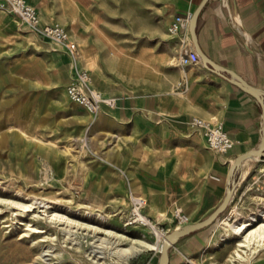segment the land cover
Instances as JSON below:
<instances>
[{
	"label": "crops",
	"instance_id": "obj_1",
	"mask_svg": "<svg viewBox=\"0 0 264 264\" xmlns=\"http://www.w3.org/2000/svg\"><path fill=\"white\" fill-rule=\"evenodd\" d=\"M26 1L42 14L44 24L57 21L67 28L86 51L78 65L92 72L91 85L116 98L112 108L87 118L88 111L70 100L83 111L77 121L87 144L104 160L98 167L106 175L105 189L118 192L120 199L121 186L144 192V213L169 229L175 226L169 218L175 207L188 215L187 223L209 214L225 194L230 162L264 137V115L248 92L200 58L187 65L176 62L180 38L167 33V24L200 0H157L153 7L135 0L131 18L120 7L111 17L107 8L93 7L90 0ZM14 16L0 10V58L8 60L0 72L5 71L13 88L43 90L56 81L67 96L70 71L61 84L55 65L60 56L53 50L63 47L17 28ZM196 34L206 56L239 73L264 96V0H208ZM35 63L41 64L46 80ZM182 78L186 84L179 88ZM106 82L113 92L105 91ZM192 116L221 121L232 147L223 153L207 148L202 134L189 127ZM249 191L264 192V158L241 162L226 207L211 223L179 237L168 249V264L228 263L235 236L222 239L228 229L224 221H230L231 211L247 207ZM147 249L145 264H160L158 250ZM250 264H264L263 253Z\"/></svg>",
	"mask_w": 264,
	"mask_h": 264
},
{
	"label": "rangeland",
	"instance_id": "obj_2",
	"mask_svg": "<svg viewBox=\"0 0 264 264\" xmlns=\"http://www.w3.org/2000/svg\"><path fill=\"white\" fill-rule=\"evenodd\" d=\"M134 1L90 0L93 7L107 8L111 17L117 16L118 7L123 8L128 18L134 12ZM141 1L149 7L157 2ZM0 10L13 14L4 0H0ZM39 17L43 23L42 14ZM13 20H17V28L30 29L17 16ZM53 49L60 56L55 65L63 84L72 59L65 49ZM81 55L86 51L78 45V64ZM7 64V58L1 57L0 69ZM35 65L46 80L41 64ZM10 83L5 71L0 72V264H145L149 246L138 241L144 238L138 229L124 224L128 193L135 194V190L121 186L120 199L118 192L105 189L106 175L98 167L104 160L95 157L77 121L83 111L76 108L81 107L74 108L56 81L47 83L43 90L25 85L13 88ZM105 91L113 92L108 82ZM86 115L92 116L89 112ZM124 178L129 185V177L124 174ZM247 194V207L231 211L229 222L264 208V192ZM143 229L145 239L154 241ZM239 238L236 235L230 241L228 263L224 264L232 263L230 257ZM129 245L138 249L112 252L114 246ZM254 246L244 247L247 259L235 262L250 264L260 253L264 255V246Z\"/></svg>",
	"mask_w": 264,
	"mask_h": 264
},
{
	"label": "built area",
	"instance_id": "obj_3",
	"mask_svg": "<svg viewBox=\"0 0 264 264\" xmlns=\"http://www.w3.org/2000/svg\"><path fill=\"white\" fill-rule=\"evenodd\" d=\"M11 13L16 15L18 19L25 23L32 31L45 36L53 42L62 46L72 59L70 76L65 86V91L70 100L76 102L92 115L98 114L105 105L112 108L115 105L116 98L114 96L103 95L99 90L91 85V78L88 71L80 67L76 62L77 44L71 38L67 28L55 21L49 24L39 25L38 14L33 5L26 0H4ZM189 14H174L167 24V33L177 35L180 38V49L176 55V62L179 65H187L199 61V56L194 49L189 33ZM185 79L182 78L178 82V87H185ZM192 129L198 130L204 137L207 148L223 153L228 151L233 140L223 128L222 122L218 120L204 119L199 116H192L189 119ZM145 199L140 195L131 192L129 197L128 212L125 217L126 225H135L146 228L154 238V242L158 243L164 234L170 230L163 222L151 218L144 213ZM174 227L186 224L189 217L181 208L175 207L171 212Z\"/></svg>",
	"mask_w": 264,
	"mask_h": 264
},
{
	"label": "water",
	"instance_id": "obj_4",
	"mask_svg": "<svg viewBox=\"0 0 264 264\" xmlns=\"http://www.w3.org/2000/svg\"><path fill=\"white\" fill-rule=\"evenodd\" d=\"M207 1L208 0H200L192 8L189 14L188 27H189L190 39L194 46V49L197 52L202 62L209 64L211 68H213L215 71L219 72L224 77H226L227 79H229L230 81L241 87L243 90L248 92L257 102L264 115V96H262L259 93L257 86L248 82L243 76H241L239 73L235 72L234 70H231L229 68H226L218 64L217 62L206 56L200 49L199 43L197 41L196 24L199 13ZM246 158H252L254 160H259L261 158H264V137L255 145H253L250 149L237 154L230 162L225 177V194L221 199V201L213 208V210L209 214L198 220L180 226H176L168 230L164 234L162 238L161 246L158 250V261L160 264H168V249L179 237L191 233L211 223L226 207L233 193V190L236 186L237 169L240 166L241 162Z\"/></svg>",
	"mask_w": 264,
	"mask_h": 264
},
{
	"label": "bare ground",
	"instance_id": "obj_5",
	"mask_svg": "<svg viewBox=\"0 0 264 264\" xmlns=\"http://www.w3.org/2000/svg\"><path fill=\"white\" fill-rule=\"evenodd\" d=\"M37 23L39 25H43L44 24V23L40 22L39 14H38ZM76 60H77V58H76ZM71 66H72V63L70 65V67ZM103 106H105V105H103ZM100 112H101V110L98 113H100ZM189 127L191 128L190 124H189ZM248 169H249V165H247V167L244 169V174H243L244 176L246 175V172L248 171ZM128 195L130 197L131 192L128 193ZM135 195L142 196L145 199V203H146V197H145V193L144 192L138 191V192H135ZM157 218L158 219L160 218V214L157 215ZM224 223L227 224L228 229H226V231L222 235V239L223 240H228V238H230L232 236L231 234H233V236L237 235V236L240 237L239 240L236 242L237 247L234 248L233 254L230 257V260L232 261V264H237L235 262L236 259H238V260L247 259V257L245 256L246 249L244 247L252 248L253 245H255V246H258V245L259 246H264V208L260 209L258 212L250 213L244 218H242V217L238 218L237 220H235V222H229V221L226 220V221H224ZM124 224L126 226L125 218H124ZM131 226L134 227L135 229H138L139 232L144 237V238L138 239L139 242H141L142 244H144L146 246H149V247H152V248H154L156 250H159V248L161 246V243H162V239L158 243H156L154 241H151V240H148V239H145V237L147 236V232L142 227L135 226V225H131ZM255 246H254V248H255ZM114 247H115V249L113 248L112 252H114V253H116V252L119 253L120 252L122 254L123 253L132 252V251H135V250L138 249V247L136 245L114 246Z\"/></svg>",
	"mask_w": 264,
	"mask_h": 264
}]
</instances>
